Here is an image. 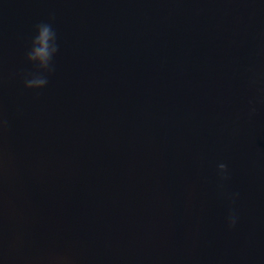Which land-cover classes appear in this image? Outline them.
<instances>
[{
    "label": "water",
    "instance_id": "obj_1",
    "mask_svg": "<svg viewBox=\"0 0 264 264\" xmlns=\"http://www.w3.org/2000/svg\"><path fill=\"white\" fill-rule=\"evenodd\" d=\"M0 264H264V0H0Z\"/></svg>",
    "mask_w": 264,
    "mask_h": 264
},
{
    "label": "clouds",
    "instance_id": "obj_2",
    "mask_svg": "<svg viewBox=\"0 0 264 264\" xmlns=\"http://www.w3.org/2000/svg\"><path fill=\"white\" fill-rule=\"evenodd\" d=\"M35 34L32 37L30 49L26 54L27 61L36 66L37 71L30 77H25L24 86L30 90L44 89L48 84L46 76L40 74V70H45L51 74L54 70V58L59 52L58 35L52 22H41L35 26ZM220 174L223 179H227L228 168L226 164H219ZM238 194L231 198L234 200ZM238 217L235 213H230L228 224L234 227Z\"/></svg>",
    "mask_w": 264,
    "mask_h": 264
}]
</instances>
